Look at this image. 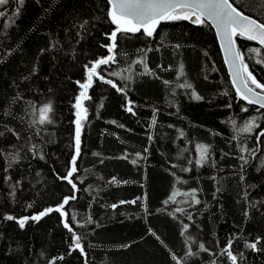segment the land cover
<instances>
[{
    "label": "trees",
    "instance_id": "1",
    "mask_svg": "<svg viewBox=\"0 0 264 264\" xmlns=\"http://www.w3.org/2000/svg\"><path fill=\"white\" fill-rule=\"evenodd\" d=\"M230 3L264 22V0ZM109 10L107 0H9L0 7V264H232L229 241L237 264H264V110L235 93L206 22L162 21L152 37L118 34L115 63L97 71L117 87L94 76L83 103L87 119L71 177L78 191L61 179L75 154L79 84L86 66L109 55L101 47L115 28ZM235 40L264 84V52ZM46 103L52 123L41 125ZM253 119L258 127L242 132ZM199 145L208 147L202 164ZM73 194L66 218L52 212L23 229L5 219L31 217ZM65 219L86 256L71 250ZM257 240L258 251L247 247Z\"/></svg>",
    "mask_w": 264,
    "mask_h": 264
},
{
    "label": "snow or ice",
    "instance_id": "2",
    "mask_svg": "<svg viewBox=\"0 0 264 264\" xmlns=\"http://www.w3.org/2000/svg\"><path fill=\"white\" fill-rule=\"evenodd\" d=\"M18 2L22 5L24 0H18ZM108 2L110 5L108 17L111 23L115 25V28L110 34H107L110 43L107 45H101V47L106 48L109 55L107 57L99 58L93 62L90 67L86 66L88 74L87 81L79 84L82 91L76 98V103L74 105L77 109L75 113V154L71 160V169L66 176L61 177V179L67 180L72 186L74 193L78 191V189L71 177L78 171L76 161L81 151L82 121L87 119V108L83 106V101L90 99L87 92L93 85L94 76L104 83L111 84L114 88L117 87L112 80L105 79L103 75L98 73L97 69L102 65L108 66L115 63L118 34H135L143 31L145 36L152 37L156 28L162 21L188 20L195 24H203L205 22L210 23L216 29L217 36L222 42V48L226 54V62H229V57L231 58L230 67L234 70L233 85L236 87L239 98L246 101L247 104H255L258 105L260 109H264V95H262V93H264V84L258 82L252 73L248 71V66L244 63L243 54L235 46V38L239 36L247 40L257 41L262 47H264V22H258L256 19L245 15L234 7L233 4L230 3V0H108ZM8 3L9 0H0V7L5 6ZM4 15L3 12H0V17ZM148 51H151V49ZM137 63H143V60H138ZM144 71L146 73L148 72L147 67H145ZM180 74L183 75L182 65L180 67ZM112 75H116V73H112ZM237 81H239V84H237ZM165 83L167 84L168 81H165ZM250 84L253 85L254 88L250 86ZM180 86L191 88V85L187 83L181 84ZM254 89H259L260 91L257 92ZM117 91H122V89L117 88ZM192 96L196 100L202 99V97L197 95L194 91L192 92ZM52 111L51 103H46L41 106L39 108L38 123L41 125L52 123V117L50 115ZM126 111L133 112L131 102H129ZM242 111H247V108H242ZM152 123H156L155 119H153ZM233 123L235 122L233 121ZM254 127H258L255 123V119L247 122L241 131L251 133ZM260 135L264 136V132L260 133ZM242 151H247V149H242ZM197 152L199 154V159L196 161L197 164H202L208 159V147L206 145H199L197 147ZM42 158L43 157H41V159ZM16 159V156L12 157L13 161ZM241 159H243V157H241ZM133 163H135V161H133ZM245 163H247V161H245ZM112 182H115V180ZM177 195H179V193H172L170 199L173 203H177L175 200ZM191 195L193 201L196 204H199L200 201L195 199V195ZM76 198L75 194L70 197H65L59 206L48 207L31 217L17 219L12 215H7L5 216V219L9 221L15 220L19 227L23 229L29 219L38 222L42 217L47 216L52 212H58L61 217L66 218L68 213L64 211L65 206L68 205L70 200H75ZM121 203L123 204L127 202L121 201ZM130 203H135V201H131ZM165 203H167V201ZM184 203H188V201H184ZM111 207L115 209L117 205L114 204ZM176 211L182 212L183 209L177 208ZM72 219L75 220V217L73 216ZM189 219H191V217H189ZM88 222H91L90 218ZM64 227L72 233L71 250H79L82 255L86 256L84 247L81 244V236L74 232L67 219L64 221ZM187 230L188 225H184V231ZM152 234L155 235V233ZM181 235H183V232ZM157 239H159V237H157ZM258 243L259 240L248 244L247 247L254 251H258ZM124 247L127 246L125 245ZM199 247L201 250L206 251L203 244H200ZM231 248L232 242L229 241L228 244L225 245L224 252L231 260L232 264H237L238 258L232 253ZM188 255H194L191 249H189ZM60 259H62V257H60ZM173 259H175V257H173ZM177 264H179V261H177Z\"/></svg>",
    "mask_w": 264,
    "mask_h": 264
},
{
    "label": "water",
    "instance_id": "3",
    "mask_svg": "<svg viewBox=\"0 0 264 264\" xmlns=\"http://www.w3.org/2000/svg\"><path fill=\"white\" fill-rule=\"evenodd\" d=\"M107 2H108V0H107ZM108 4H109V2H108ZM110 6V5H109ZM252 18V17H251ZM190 22V21H189ZM190 23H192V22H190ZM207 23V22H206ZM192 24H194V25H198V24H195V23H192ZM211 28H212V30H213V32H214V34H215V37H216V40H217V43H218V46H219V49H220V52H221V56H222V59H223V63H224V65H225V68H226V72H227V75H228V77H229V80H230V83H231V85H232V87H233V89H234V91H235V93L237 94V91H236V87L233 85V78H234V70L233 69H231V67H230V57L228 58L229 59V62H226V54H225V51H224V49L222 48V42H221V40H220V38L217 36V32H216V29L210 24V23H207ZM141 32H143V31H141ZM252 41V40H251ZM253 42H255L258 46H259V48L264 52V47H262L257 41H253ZM236 46V45H235ZM103 66V65H102ZM101 67V66H100ZM99 69V68H98ZM98 69H97V71H98ZM99 81L100 82H102V83H104L103 81H101L100 79H99ZM105 84H107V83H105ZM237 84H239V81H237ZM108 85H110V86H112L111 84H108ZM87 95H88V92H87ZM262 95H264V94H262ZM237 96H238V94H237ZM239 97V96H238ZM85 101V100H84ZM84 101H83V103H84ZM242 101H244V100H242ZM245 103H246V101H244ZM247 104V103H246ZM248 105H253V106H256V107H258L259 108V106L258 105H255V104H248ZM77 110V109H76ZM264 110V109H263ZM75 121H76V119H75Z\"/></svg>",
    "mask_w": 264,
    "mask_h": 264
}]
</instances>
